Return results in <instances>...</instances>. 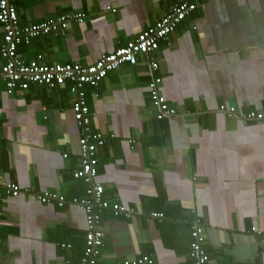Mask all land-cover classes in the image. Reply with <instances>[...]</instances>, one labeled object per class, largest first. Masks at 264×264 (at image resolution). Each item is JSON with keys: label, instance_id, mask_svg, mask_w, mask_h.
<instances>
[{"label": "crops", "instance_id": "crops-1", "mask_svg": "<svg viewBox=\"0 0 264 264\" xmlns=\"http://www.w3.org/2000/svg\"><path fill=\"white\" fill-rule=\"evenodd\" d=\"M179 0H17L21 27L82 13L83 24L20 45V60L94 65L167 16ZM4 29L0 25V49ZM176 116L157 119L149 82ZM0 57V70L3 67ZM72 84H33L8 95L0 81V176L20 194L2 205L0 264H80L86 218L75 205L43 204L45 193L86 197L76 179L82 136ZM104 198L140 213H102L100 263L149 256L155 264H194L191 225L205 232L209 264H264V0H200L157 51L85 87ZM234 107L228 117L220 107ZM163 214V220L151 218Z\"/></svg>", "mask_w": 264, "mask_h": 264}, {"label": "built area", "instance_id": "built-area-1", "mask_svg": "<svg viewBox=\"0 0 264 264\" xmlns=\"http://www.w3.org/2000/svg\"><path fill=\"white\" fill-rule=\"evenodd\" d=\"M17 0H0V25L4 29V36L0 49V57L4 64L0 70V81L4 84L8 95L16 91H27L33 84L46 85L50 89L72 84L71 91L75 95L73 113L76 124L82 130L79 140L81 168L74 177L83 180L87 185L86 197L83 199L67 200L64 196L45 193L39 196L43 204H56L59 208L67 205L80 207L86 218L85 251L80 264H98L104 232L102 230V213L110 211L117 218L133 219L139 212L118 203H110L104 198V187L96 182L98 176L97 151L107 143L101 133H95L92 127V116L86 99L85 87L97 88L110 73L119 70L124 65H137L140 56L150 55L157 51L161 42L169 41L170 36L178 26L194 13L200 0H179L171 12L154 26L142 31L137 39L119 48L114 53L103 55L94 65L81 64H45L43 56L39 55L29 64L20 60L18 48L20 45H30L35 39L60 31H65L72 22L83 24L86 15L76 13L61 15L47 19L41 23L21 27L16 8ZM151 80L149 82L150 98L157 111V119L163 120L176 116V111L170 109L165 97L160 92L161 79L155 75L158 69L156 62H151ZM220 111L228 117H236L234 107H220ZM239 117L245 122L262 123L264 114L249 112ZM1 120V116H0ZM17 185L8 183L0 176V248L2 244L1 232L4 225L3 202L6 198L17 197L20 194ZM151 218L163 220V214H152ZM192 243L190 257L194 264H209L210 259L204 248V227L195 221L191 225ZM114 264V263H112ZM115 264H155L149 256L136 260H125Z\"/></svg>", "mask_w": 264, "mask_h": 264}, {"label": "trees", "instance_id": "trees-1", "mask_svg": "<svg viewBox=\"0 0 264 264\" xmlns=\"http://www.w3.org/2000/svg\"><path fill=\"white\" fill-rule=\"evenodd\" d=\"M103 247V246H102ZM102 247H101V250H102ZM101 250H100V255L98 257V264H104V263H100V256H101ZM105 264H112V263H105ZM115 264V263H114Z\"/></svg>", "mask_w": 264, "mask_h": 264}]
</instances>
